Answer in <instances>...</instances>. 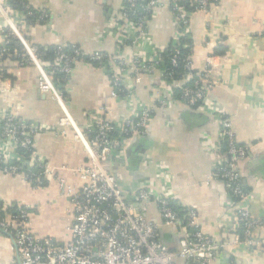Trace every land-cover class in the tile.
I'll return each instance as SVG.
<instances>
[{
	"label": "crops",
	"instance_id": "1",
	"mask_svg": "<svg viewBox=\"0 0 264 264\" xmlns=\"http://www.w3.org/2000/svg\"><path fill=\"white\" fill-rule=\"evenodd\" d=\"M124 4L125 0H26L25 8L29 6L36 14L44 13L47 18L46 22L23 23V10L13 9L8 2L10 13L7 18L0 15V25L12 31L20 28L34 48L53 50L72 46L85 53L112 54L116 37L110 25L112 19L120 15ZM175 30V13L167 7L148 23L147 35L158 48H167ZM191 36L192 68L196 73L207 67L211 69L214 86L209 92L210 100L231 119L239 145L247 149L245 159L239 164L242 184L248 193L242 204L262 221L253 234L255 239H263L264 0H218L210 13H193ZM2 42L0 36V46ZM26 58L25 55L15 59L0 57V112L8 109L22 120L46 127L35 137L34 144L54 175L37 187L0 173V199L30 207V231L65 246L72 240L69 227L74 209L57 178L79 189L83 182L76 172L90 162L74 129L60 125L64 117L60 106L40 93L38 69ZM64 90L71 116L81 129L88 111L105 109L110 120L129 115L126 103L111 97L112 86L106 71L93 63L76 62ZM158 92L156 83L148 79L137 88L135 96L152 109L154 115L146 136L128 138L126 160L117 170V177L141 183L145 178L156 177L154 166L145 163L147 159L166 166L173 175L171 202L183 211H195L201 231L222 243L233 237L236 218L226 209L223 185L216 181L207 183L215 157L202 145L204 141L217 143L220 126L211 114L180 101L161 107ZM2 150L15 161L13 150L6 147ZM147 216L162 222L154 204L148 207ZM159 237L169 250L179 249L176 228L161 225ZM15 257L12 238L0 231V264H9ZM213 264H264V252L231 246L224 249L219 261Z\"/></svg>",
	"mask_w": 264,
	"mask_h": 264
},
{
	"label": "built area",
	"instance_id": "2",
	"mask_svg": "<svg viewBox=\"0 0 264 264\" xmlns=\"http://www.w3.org/2000/svg\"><path fill=\"white\" fill-rule=\"evenodd\" d=\"M183 1L125 0L128 8L124 7L110 25L112 35L116 37L112 54L102 51L85 53L78 47H73L72 54H69L62 46L51 63L38 56L37 49L20 28L12 31L0 25V36L3 37L0 57L8 52L6 38L9 36L22 43L28 63L38 69L40 93L60 106L64 113L60 125L74 129L90 162L76 172L83 182L79 189L57 178L74 209L69 227L72 240L65 246L52 238L35 236L30 231V207L17 203L14 207L13 203L0 199V231L12 238L16 250L15 260L9 264H180V261L183 264H213L219 261L223 250L231 246L264 252V238L255 239L253 234L262 221L242 204L248 193L242 184L239 164L245 159L247 149L239 145L231 119L210 100L209 92L214 86L211 69L207 67L205 71L196 73L192 68L191 55L181 59V40L191 36L193 13H210L218 0H189L190 3L195 1L194 11H188ZM138 2L142 3V14L139 21H133L130 13H137ZM7 3L8 0H0V15L6 18L10 13ZM167 7L176 18L170 62L178 66L182 60V80H177L175 72L167 71L163 64L162 53L167 48H158L147 35L148 23ZM25 11L23 23L33 15L29 6ZM42 14L40 20L44 21L47 16ZM78 61L93 63L106 71L112 86L111 97L126 103L128 116L110 120L105 109L88 111L84 114V127H79L71 116L64 91L54 80L57 74L67 79ZM144 79L158 86L161 107L171 106L177 101L189 107L198 105L199 110L214 116L220 126L217 143L204 141L202 145L215 157L207 183L216 181L223 185L226 209L236 218L233 237L222 243L201 231L195 211L185 210L181 216L173 208L170 187L173 175L166 166L147 159L145 163L154 166L156 177L145 178L141 183L117 177V170L126 160L128 138L146 136L154 115L153 110L135 96ZM177 89L181 91V100L175 97ZM0 118V173L18 177L37 187L43 186L54 173L36 150L34 139L46 127L22 120L8 109L0 112ZM4 147L15 152V161L4 154ZM152 204L158 209L161 223L147 216L148 207ZM13 207L15 209L12 210ZM161 225L177 229L178 250L171 251L163 244L159 237Z\"/></svg>",
	"mask_w": 264,
	"mask_h": 264
},
{
	"label": "trees",
	"instance_id": "3",
	"mask_svg": "<svg viewBox=\"0 0 264 264\" xmlns=\"http://www.w3.org/2000/svg\"><path fill=\"white\" fill-rule=\"evenodd\" d=\"M8 2L10 3L11 7L13 9H22L24 12L25 11V4H26V0H8ZM183 4L186 5L188 11H194L195 10V1H193V3H190L189 0H184L182 2ZM141 5L142 3L138 2L137 4V13H130V19H132L133 21H139L141 14H142V9H141ZM193 5V6H192ZM124 7L128 8V4L125 2ZM27 13V12H26ZM33 15H30L27 20L28 23H41V22H46V17L44 19V21H41V15H43L41 12L36 14L34 11H32ZM6 35L8 36V32L6 33ZM8 40V44L6 45L7 48V54H5L2 58L5 57H9L11 59H15L16 56H23L25 55V51H24V47L22 45V43L13 36H9L8 38H6ZM28 40V39H27ZM29 41V40H28ZM173 43V41H172ZM172 43L169 47H167V49L162 53V59H163V64H165V68L167 71H172L175 72V78L177 80H182L184 78L183 75V63L182 60H180V63L178 64V66H173L170 62V58L172 56L171 54V50H172ZM2 46H0L1 48ZM60 48V47H59ZM37 49V54L38 56L43 59V61L45 62H53L56 58V51L58 50V48L56 47L55 49L51 50V49H44V48H36ZM72 49L73 47H66L65 50L67 53L72 54ZM16 51V52H15ZM193 52V40H192V36L181 40V59H184V57L190 56ZM26 57V56H25ZM20 59V57H19ZM27 60V58H26ZM64 76L62 74H57L54 77V80L58 83V85L61 87V89L64 91L65 94V90H64V85L67 79H63ZM60 82V83H59ZM66 97V96H65ZM175 97L177 100H181V91L180 90H176L175 91ZM194 108H198V105L194 106ZM246 191V190H245ZM247 192V191H246ZM14 207H16L15 203H13ZM171 205L173 206V208L179 212L182 215H184V211L182 209H180L179 207L175 206L173 204V202H171ZM12 208L15 209V208Z\"/></svg>",
	"mask_w": 264,
	"mask_h": 264
}]
</instances>
